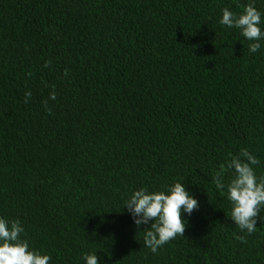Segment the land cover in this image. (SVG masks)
Segmentation results:
<instances>
[{
  "label": "trees",
  "instance_id": "16d2710c",
  "mask_svg": "<svg viewBox=\"0 0 264 264\" xmlns=\"http://www.w3.org/2000/svg\"><path fill=\"white\" fill-rule=\"evenodd\" d=\"M248 2L0 0V217L30 249L49 264H264V209L242 243L213 182L241 149L264 176V40L249 54L218 24ZM176 182L198 207L154 254L124 201Z\"/></svg>",
  "mask_w": 264,
  "mask_h": 264
},
{
  "label": "clouds",
  "instance_id": "9594fccd",
  "mask_svg": "<svg viewBox=\"0 0 264 264\" xmlns=\"http://www.w3.org/2000/svg\"><path fill=\"white\" fill-rule=\"evenodd\" d=\"M261 15L254 0H249L239 14L222 8L218 24L236 29L239 36L249 42V54H255L261 48L260 41L264 40ZM30 96V92H25V102ZM55 99V93L51 92L48 100ZM45 111H48L47 107ZM258 163L259 160L247 149H241L238 154L230 155L219 171L214 173L215 188L226 195L231 205L230 220L244 233L236 237L242 243L245 236L257 231L256 218L264 209V176L258 177L254 171ZM226 172L230 173V178L225 183ZM197 207V200L181 182L167 185L162 191H149L146 188L132 191L123 206L137 228L148 225L142 231L143 244L154 254L158 248L182 235L186 226L182 214L190 216ZM24 232L20 220L0 217V264H49L51 257L48 254L30 249L27 240L21 238ZM81 260L83 264H102L96 253H84Z\"/></svg>",
  "mask_w": 264,
  "mask_h": 264
}]
</instances>
